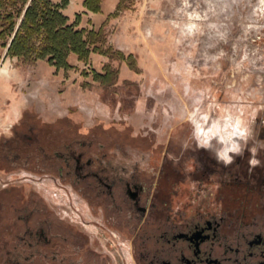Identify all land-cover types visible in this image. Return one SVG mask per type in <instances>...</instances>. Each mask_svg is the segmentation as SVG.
<instances>
[{
	"label": "flooded vegetation",
	"instance_id": "obj_1",
	"mask_svg": "<svg viewBox=\"0 0 264 264\" xmlns=\"http://www.w3.org/2000/svg\"><path fill=\"white\" fill-rule=\"evenodd\" d=\"M67 122L0 140V174L31 178L0 187L30 191L8 224L0 218V264H264L259 122L249 139L233 138L242 155L230 153L229 165L216 159L225 144L216 137L170 134L165 146L136 152L130 136L70 134Z\"/></svg>",
	"mask_w": 264,
	"mask_h": 264
},
{
	"label": "rangeland",
	"instance_id": "obj_2",
	"mask_svg": "<svg viewBox=\"0 0 264 264\" xmlns=\"http://www.w3.org/2000/svg\"><path fill=\"white\" fill-rule=\"evenodd\" d=\"M83 2L69 0L63 13L72 22L81 14L80 28H103V53L87 62L72 54L70 70L21 64L0 41V140L64 119L70 134L130 136L132 150L152 152L170 134L228 144L264 126V0H102L101 14ZM107 69L110 82L96 78ZM4 172L0 187L31 180ZM14 188L0 193L6 224L11 205L30 196Z\"/></svg>",
	"mask_w": 264,
	"mask_h": 264
},
{
	"label": "trees",
	"instance_id": "obj_3",
	"mask_svg": "<svg viewBox=\"0 0 264 264\" xmlns=\"http://www.w3.org/2000/svg\"><path fill=\"white\" fill-rule=\"evenodd\" d=\"M68 5L69 0H0V41L7 48L6 56L21 64L46 62L56 70H70L72 54L82 62L102 54L103 28H80L81 14L72 22L63 13ZM83 7L101 14L102 0H84ZM111 72L107 69L96 78L110 82Z\"/></svg>",
	"mask_w": 264,
	"mask_h": 264
},
{
	"label": "clouds",
	"instance_id": "obj_4",
	"mask_svg": "<svg viewBox=\"0 0 264 264\" xmlns=\"http://www.w3.org/2000/svg\"><path fill=\"white\" fill-rule=\"evenodd\" d=\"M201 147L207 148L208 145L202 144ZM250 151L252 156L249 159V165L253 168L260 166V161L255 158L256 149L253 148ZM230 153L235 154L236 156L242 155L241 147L237 142L233 141L228 144H222V146L216 150L217 161L223 162L225 165L233 163V155H230Z\"/></svg>",
	"mask_w": 264,
	"mask_h": 264
},
{
	"label": "crops",
	"instance_id": "obj_5",
	"mask_svg": "<svg viewBox=\"0 0 264 264\" xmlns=\"http://www.w3.org/2000/svg\"><path fill=\"white\" fill-rule=\"evenodd\" d=\"M5 81V77L0 78V83ZM20 117V116H19Z\"/></svg>",
	"mask_w": 264,
	"mask_h": 264
}]
</instances>
